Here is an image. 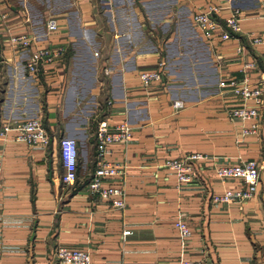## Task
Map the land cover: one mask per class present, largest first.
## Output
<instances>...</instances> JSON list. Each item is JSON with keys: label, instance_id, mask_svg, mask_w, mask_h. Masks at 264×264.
<instances>
[{"label": "crops", "instance_id": "obj_1", "mask_svg": "<svg viewBox=\"0 0 264 264\" xmlns=\"http://www.w3.org/2000/svg\"><path fill=\"white\" fill-rule=\"evenodd\" d=\"M207 4L221 6L220 18L228 5L239 9L238 40L199 34L191 13ZM49 15L59 26L48 33ZM249 31L261 42L250 44ZM20 33L34 37L29 49L62 42L64 59L28 73V50L8 41ZM263 52L264 0H0V126L39 117L49 137L46 147L0 140V264H63L52 255L56 246L87 250L88 264H264V112L257 133L241 134L251 120L227 116L240 101L218 86ZM160 60V79L141 86L137 72ZM247 73L251 81L261 75ZM175 99L182 108L173 109ZM102 119H126L132 128L108 156L125 166L123 175L104 180L123 183L122 208L86 188ZM62 135L77 142L72 185L60 180ZM191 151L207 158L177 186L162 163ZM249 158L260 175L253 194L213 203L211 194L244 186L238 178L220 181L214 167ZM178 211L191 229L183 249Z\"/></svg>", "mask_w": 264, "mask_h": 264}, {"label": "built area", "instance_id": "obj_2", "mask_svg": "<svg viewBox=\"0 0 264 264\" xmlns=\"http://www.w3.org/2000/svg\"><path fill=\"white\" fill-rule=\"evenodd\" d=\"M226 16L220 18L221 6L207 4L203 8H196L191 13V21L199 34L206 40L217 37L221 41L238 40L242 33L240 25V11L237 7L228 5ZM59 24L53 15L47 16L45 20L46 31L54 32ZM250 44L261 42V38L252 31L246 32ZM34 37L25 33L13 34L8 37L9 44L15 49H27L28 55L24 67L30 74H38L56 62L64 59L65 45L60 42L55 45L46 44L31 47ZM243 46L239 44L235 51L241 53ZM256 58L244 60L240 66L241 76H229L218 81V86L223 91L237 98L241 104L228 108L227 115L230 118L251 120V123L241 129V134L255 133L259 126V118L264 110V52L261 53V68H258ZM163 68V61L152 69L140 70L137 78L141 86L147 87L153 81L160 79ZM103 74H107V68H103ZM249 70H257L261 73L258 79L251 81ZM173 109L183 107L181 100L172 101ZM254 120V121H253ZM9 132L11 136H7ZM132 134L131 125L126 119L114 124H109L102 119L97 122L94 133V169L86 183L89 194L99 199L110 201L111 205L122 208L125 204V191L123 183H104L107 178L122 176L124 165L108 158L111 153V146L127 142ZM0 140H12L24 142L29 146L46 147L49 137L39 117H31L17 122L14 125L2 123L0 126ZM58 154L62 166L61 182L65 185H72L76 177L77 163V142L74 138L62 135L58 138ZM207 158V155L197 151H191L179 157L166 158L162 165L173 170L177 186L191 181L195 176L194 164L197 161ZM215 174L220 181L227 178H238L244 186L236 189H224L220 193L210 195L213 203L241 202L249 198L255 191L256 184L260 179L259 168L254 159H240L237 162L217 165L214 167ZM181 211L177 212L174 226L177 229L180 246L183 249L187 239L191 235V229L183 218ZM123 234L129 233L128 229L122 230ZM53 256L64 264H87L90 259L89 253L84 249L56 246L53 249ZM177 264H207L206 260L179 258Z\"/></svg>", "mask_w": 264, "mask_h": 264}, {"label": "rangeland", "instance_id": "obj_3", "mask_svg": "<svg viewBox=\"0 0 264 264\" xmlns=\"http://www.w3.org/2000/svg\"><path fill=\"white\" fill-rule=\"evenodd\" d=\"M260 57H261V54H260V56L259 57H255L257 60H259V62H260ZM258 62V63H259ZM179 100V99H178ZM240 104H241V102H240ZM239 104V105H240ZM235 106H237V105H235ZM233 107V106H232ZM227 112V111H226ZM263 112H264V110H263ZM228 116V115H227ZM229 117V116H228ZM230 118V117H229ZM263 118V113L260 115V118H259V125H260V123H261V119ZM247 120H249V119H247ZM254 121V120H253ZM130 124V123H129ZM248 126V125H247ZM244 127H246V126H244ZM259 127V126H258ZM243 128V127H242ZM241 128V129H242ZM257 130H258V128H257ZM255 133H257V131L255 132ZM255 133H249V134H255ZM243 135H245V134H243ZM123 234V233H122ZM69 248V247H68ZM87 251V250H86ZM88 252V251H87ZM89 253V252H88ZM53 255V254H52ZM89 255H90V253H89ZM55 258V257H54ZM56 259V258H55ZM57 260V259H56ZM90 260V259H89ZM58 261V260H57ZM59 262V261H58ZM61 263V262H60ZM64 264V263H63ZM88 264V263H87Z\"/></svg>", "mask_w": 264, "mask_h": 264}]
</instances>
